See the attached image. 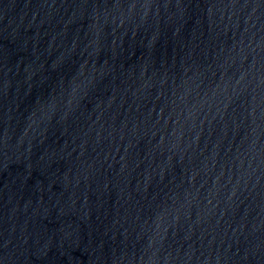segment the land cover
<instances>
[{
  "label": "water",
  "instance_id": "1",
  "mask_svg": "<svg viewBox=\"0 0 264 264\" xmlns=\"http://www.w3.org/2000/svg\"><path fill=\"white\" fill-rule=\"evenodd\" d=\"M0 264H264V0H0Z\"/></svg>",
  "mask_w": 264,
  "mask_h": 264
}]
</instances>
